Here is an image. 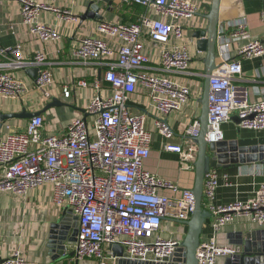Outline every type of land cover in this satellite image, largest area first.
Instances as JSON below:
<instances>
[{"label":"built area","instance_id":"built-area-1","mask_svg":"<svg viewBox=\"0 0 264 264\" xmlns=\"http://www.w3.org/2000/svg\"><path fill=\"white\" fill-rule=\"evenodd\" d=\"M18 1L22 23L44 42L59 39L60 32L58 24L41 20L42 12H52L64 22L79 20L71 10L52 3ZM135 1L148 5L151 12L142 14L136 22H99V35L83 37L73 52L77 61L106 64L103 75L91 83L97 94L86 106L85 117L73 119L60 134L46 132L42 114L29 118L23 130H16L10 121L2 126L0 192L27 199L39 187L52 186L54 204L69 207L78 217L74 251L77 261L117 264L119 256L111 245L118 244L124 248L126 259L169 263L180 251L184 238H179L180 231L166 229L165 221L184 224L195 211L191 189L145 168L153 135L146 128V116L132 112L129 101L140 85L150 104L163 114L155 120V129L167 140L164 150L187 160L191 146L197 149L193 138L200 133L199 118L184 129V145L168 142L174 136L168 117L181 111L192 95L191 85L172 75L194 74L189 48L180 42L187 20L197 15L199 4L196 0ZM262 20L264 23V9ZM111 40H116L118 46H113ZM146 42L159 47L155 67L150 65ZM241 42L245 43L233 57L232 45ZM0 54L7 59L0 62V99H21L30 91L29 84L12 70L26 71L31 66L40 68L36 89L49 94L55 79L46 53L37 52L27 58L21 45L16 44L0 48ZM263 54L264 44L253 39L245 17L232 22L228 30L219 29L221 60L210 79V143L224 141L222 125L234 115L241 119L240 128L264 129V98L250 100L248 90L235 81L242 74V58ZM102 81L110 88L107 94L101 91ZM78 84L89 86L86 80ZM71 90L64 88V94L68 96ZM219 184L218 172L210 169L205 175L203 204L212 213L214 236L201 239L198 264H218L221 257L239 252L237 245L220 244L215 237L226 225L244 219L264 228V182L249 199L216 206L212 201ZM0 264L28 262L25 253L15 248L0 258Z\"/></svg>","mask_w":264,"mask_h":264},{"label":"crops","instance_id":"crops-1","mask_svg":"<svg viewBox=\"0 0 264 264\" xmlns=\"http://www.w3.org/2000/svg\"><path fill=\"white\" fill-rule=\"evenodd\" d=\"M39 1L52 3L62 9H69L79 17V20L72 23L64 22L60 21L52 12H42L41 20L45 23L58 24L60 32L59 39L44 42L22 23L21 5L18 0H0V48L20 44L27 58L32 57L37 52L46 53L55 79L54 85L49 89V94L45 95L36 89V79L27 70H12L13 74L29 84L30 91L21 99H0V111H20L23 107L32 111L41 110L53 98H58L64 105L50 108L42 115L45 118L46 132L48 134H60L66 130L73 119L87 115L86 106L97 94V89L91 86V83L95 79H99L106 68L104 63H85L74 59L73 52L78 47L80 40L85 36L99 35L97 26L103 20L136 22L142 14L151 11L148 5L138 3L135 0H111V3L101 2L102 8L99 12L101 18L82 21L80 17L87 10L89 0ZM196 1L199 4V12L186 23V33L180 44L190 47L195 53L198 59L197 67L194 68L192 63L190 70L194 74L188 76L172 75L178 80L189 83L192 87V95L188 103L181 111L173 112L168 117V121L174 130V136L168 142L175 144H186L184 129L193 119L199 118L201 111L200 99L203 93L201 74L204 73L205 54L197 49L192 32L194 26L206 23L202 16L209 12L212 0ZM263 9L264 0H221L220 28L223 27L228 30L232 22L245 17L253 39L260 40L264 44ZM111 43L115 47L119 44L116 40H111ZM244 43L232 45L231 54L233 57L237 56V48ZM146 50L150 55V65L157 66L159 47L146 42ZM6 60V57L0 54V62ZM220 60L221 58L218 56L217 63ZM241 63L242 74L236 76V83L248 90L250 100L264 98V54L254 58H242ZM81 80H86L89 86L82 87L79 85L78 82ZM66 87L72 89L68 96L64 94ZM101 91L103 94L110 92L105 81H102ZM129 107L132 112L146 116V128L153 135L151 152L144 163L145 168L165 179L178 183L181 187L192 190L195 185L197 149L191 146V154L187 160H182L176 152L164 150L163 145L167 140L155 129V120L161 118L163 114L150 104L148 94L142 86H137V90L130 98ZM235 117L234 115L229 122L222 125L225 142L236 140L238 145L243 147L264 144V129L240 128ZM27 120L12 119L9 121L16 130H23ZM214 169L218 172L220 181L212 201L216 206L225 205L235 200H247L264 182V165L262 163L228 164ZM52 193V186L50 185L34 190L27 199L11 193L0 192V258L9 255L15 248H19L25 253L28 264H97L93 260H75L74 254L71 255L75 251V242L68 245L64 257L58 260L52 259L53 254L47 247L50 226L65 211H71L67 206L54 211ZM166 193L171 194L168 191ZM42 204H44V209ZM48 208L51 209V213L46 216L45 211H48ZM35 214L44 215L42 217L43 224L40 229L38 228V231L34 229L33 225ZM72 216L75 215L71 213L69 218ZM212 220L213 217L211 216L204 226L202 239L214 236ZM183 225L179 222L165 221L166 229L182 230L181 232L185 231L184 234H186L187 227ZM176 228L178 229L175 230ZM245 229H262V227L243 219L226 225L215 237L220 244H232L237 239V233ZM225 259L221 257L218 264H224Z\"/></svg>","mask_w":264,"mask_h":264},{"label":"water","instance_id":"water-1","mask_svg":"<svg viewBox=\"0 0 264 264\" xmlns=\"http://www.w3.org/2000/svg\"><path fill=\"white\" fill-rule=\"evenodd\" d=\"M101 2L111 3V0H89L87 10L81 15V20L101 18ZM221 0H212L210 10L203 15L205 24L194 26L192 37L197 49L204 53L203 93L200 99L201 124L200 133L193 140L197 145V159L195 161V185L192 192L195 195V211L192 217L185 221L186 234L182 241V247L169 263H154L138 260H130L123 257L124 248L118 244H112L111 249L119 256L117 264H198L197 249L201 243L204 226L212 216L211 211L203 204L205 175L212 168L226 166L228 164H255L264 165V144L239 146L236 140L228 142L208 141V112L210 105V79L212 73L218 67V33L221 25L220 16ZM39 66H31L28 73L36 79L39 74ZM58 98H53L44 109L28 110L23 107L20 111H0V137L2 126L12 119H29L45 113L48 109L62 106ZM236 122H240L237 116ZM72 211H65L56 222L50 226V236L47 247L53 254L52 259L58 260L66 254L68 245L77 241L78 217L69 215ZM75 220V221H74ZM77 221V222H76ZM76 224L74 225V223ZM232 244L239 247V252L225 259L224 264H264V228L245 229L237 233V239ZM74 253H71L73 255Z\"/></svg>","mask_w":264,"mask_h":264},{"label":"rangeland","instance_id":"rangeland-1","mask_svg":"<svg viewBox=\"0 0 264 264\" xmlns=\"http://www.w3.org/2000/svg\"><path fill=\"white\" fill-rule=\"evenodd\" d=\"M189 20H187V23H188ZM192 26V25H191ZM189 53L191 54L192 58H193V67L196 68L197 67V63H198V59L197 57L195 56V53L192 51V49L189 47ZM194 93V92H193ZM42 207L44 209V204H42ZM61 207V205L59 204H54V211H57V209H59ZM46 212V216H49L50 213H51V209L48 208V211H45ZM44 216V215H43ZM41 215L39 214H35L34 215V221H33V225H34V229L38 231V228L40 229V226L43 224L42 222V217ZM16 218V217H14ZM44 220V219H43ZM181 225H183L182 223H180ZM29 225V224H28ZM184 227H186V225H183ZM37 227V228H36ZM178 228H176L175 230H177ZM186 229V228H185ZM182 231V230H181ZM180 231V234H179V238L183 239L184 236H185V231L184 232H181Z\"/></svg>","mask_w":264,"mask_h":264},{"label":"trees","instance_id":"trees-1","mask_svg":"<svg viewBox=\"0 0 264 264\" xmlns=\"http://www.w3.org/2000/svg\"><path fill=\"white\" fill-rule=\"evenodd\" d=\"M202 80V79H201Z\"/></svg>","mask_w":264,"mask_h":264}]
</instances>
